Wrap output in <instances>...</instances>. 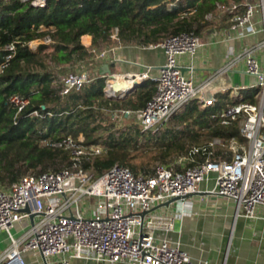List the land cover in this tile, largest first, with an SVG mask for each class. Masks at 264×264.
Masks as SVG:
<instances>
[{"label": "built area", "instance_id": "built-area-1", "mask_svg": "<svg viewBox=\"0 0 264 264\" xmlns=\"http://www.w3.org/2000/svg\"><path fill=\"white\" fill-rule=\"evenodd\" d=\"M20 1L26 8H45L50 0ZM181 1L170 0L169 9ZM217 10L230 15V31L237 39L264 34V0L232 1L227 7L218 4ZM214 19L213 13L205 16L208 23ZM45 39L52 43L49 37ZM110 39L117 47L121 45L117 28L111 31ZM82 45L95 56L97 74L75 71L59 77L62 97L81 92L98 74L106 79L107 100H115L147 80L153 81L156 92L145 108L110 110L116 119L133 118L143 132H156L191 101H196L200 110L216 105L214 97L206 96L207 85H197L193 76L196 57L205 46L194 32L168 35L156 43L142 45L143 50H162L165 63L157 70L144 66L145 71L138 74H104L102 64L111 60L116 47L99 51L92 43L82 41ZM6 50L10 54L0 65V73L15 55L16 47L11 44ZM244 60L247 74L258 80V102L233 104L216 118L224 126L238 122L245 143L237 138H216L208 145L192 147L188 157L175 164L156 166L151 175L136 176L128 167L116 164L96 176L82 166L101 156L104 147L84 145L72 137L43 139L42 146L65 151L72 166L60 172L27 174L8 185L0 183V235L5 234L9 242L0 254V264H29L24 257L27 254L39 256L35 264H75L78 260L103 264H195L179 247L156 236L157 232L173 230L175 222L174 215L159 212L175 203L183 206L187 197L200 192L201 183L209 181L214 182V188L207 194L232 200L240 216L264 220V213L260 214V209H264V71L252 53ZM117 77L132 86L116 91ZM8 103L17 109V121L30 99L14 95ZM42 110L46 107L42 106ZM45 115L52 116L49 112ZM30 116L43 115L36 110ZM197 157L203 161L193 167L183 164ZM175 199L178 200L163 207Z\"/></svg>", "mask_w": 264, "mask_h": 264}, {"label": "trees", "instance_id": "trees-1", "mask_svg": "<svg viewBox=\"0 0 264 264\" xmlns=\"http://www.w3.org/2000/svg\"><path fill=\"white\" fill-rule=\"evenodd\" d=\"M169 2L50 0L45 8H26L20 0H0V65L10 54L6 46L14 44L16 47L15 55L0 73L1 184L15 183L27 174L71 168L68 154L42 146L43 139L58 141L72 137L79 141L83 137L84 145L104 147L101 156L85 161L82 166L96 176L103 175L116 164L128 167L136 176L151 175L156 166L175 164L188 157L192 147L208 145L216 138L243 141L238 122L224 126L216 118L232 105L227 94L219 96L218 103L207 110H200L197 102L191 101L156 133L131 126L109 132L105 137L102 136L106 128L101 110L145 108L156 92L153 81L143 82L125 99L107 100L104 95L106 79L99 74L81 92L60 95L63 87L57 80L63 71H56L53 64L64 69L76 61L88 60L91 54L82 45L83 36H91L92 47L100 50L111 44L110 35L115 28L123 44L149 45L163 39L165 34L181 32L199 35L208 25L205 16L216 14L218 4L229 3L228 0H182L170 10ZM46 37L52 40L51 44L41 45L37 50L31 48L32 42ZM14 95L30 99L17 121V109L8 103ZM42 106L46 107L45 111ZM36 110L43 116L31 117ZM46 112L52 116L45 115ZM127 120L130 119L124 118ZM222 152L224 149L217 153ZM137 155L144 159L139 164L134 162ZM202 161L203 158L197 157L193 162L188 161L187 167ZM176 169L181 170V167Z\"/></svg>", "mask_w": 264, "mask_h": 264}, {"label": "crops", "instance_id": "crops-1", "mask_svg": "<svg viewBox=\"0 0 264 264\" xmlns=\"http://www.w3.org/2000/svg\"><path fill=\"white\" fill-rule=\"evenodd\" d=\"M258 18L257 15L255 22ZM229 21L228 13L217 11L215 19L201 29L199 36L205 46L195 60V82L207 85L206 96L214 97L216 104L219 96L226 94L232 105L239 102L257 104L258 80L247 74L244 57L252 53L264 71V34L237 39L230 31ZM82 41L91 44L92 37L83 36ZM116 45L111 60L102 64V67L108 66L105 74H138L145 71L144 66L157 70L165 63L162 50H143L144 44L138 43ZM236 88L239 91H235ZM241 143H245L244 139ZM213 188V181L201 183L200 192L187 197L183 206L175 203L160 210V214L174 215L175 222L173 230L157 232L156 236L179 247L195 264H264V220L238 215L232 200L206 193ZM263 213L264 209H260V214ZM29 258L26 261L31 264ZM75 264L103 263L78 260Z\"/></svg>", "mask_w": 264, "mask_h": 264}, {"label": "rangeland", "instance_id": "rangeland-1", "mask_svg": "<svg viewBox=\"0 0 264 264\" xmlns=\"http://www.w3.org/2000/svg\"><path fill=\"white\" fill-rule=\"evenodd\" d=\"M163 36L166 37L167 35L165 34ZM49 44H51V43L48 42V40H46L45 38L44 39H37L36 41H34L31 44V47L33 49L37 50L41 45H49ZM114 44H115V41H113L111 39V44L101 48L99 51H102L104 49H108L110 47H113ZM121 45H124V44L121 43ZM89 56L90 57H89L88 60L76 61L72 65L65 66L64 69L61 66H55L54 64H53V66H54V69L56 71H58V72L59 71H63V73L60 74L59 77H64V76L68 75L69 73H72V72H75V71H88V72L96 75L97 72L95 70V67H96L95 64H98V63L96 61L95 56H93V55H89ZM115 100H119V99H115ZM101 112H102V114H103V116L105 118L104 121H103V126L106 128V131H103V133H102L103 137L107 136V134L109 132H114V131H117V130H123V128H125V127L131 128V126H138V125L135 124V120L133 118H129L130 120L124 121V118L116 119V117H113L111 115L109 109H106V110L102 109ZM109 114L111 115V117L109 116ZM165 128L166 127H164L161 130V132H163L165 130ZM154 133H156V132H154ZM79 141L82 143L84 141V138L80 137ZM136 158L137 159L134 160V162L136 164H139L142 160H144L143 158H140V155H137ZM183 164L185 166H187L188 162L184 161ZM8 244H9V242H7V236L5 234L4 235H0V254L5 250V248L8 246ZM24 257H25L26 260H28V257H30L29 260H31V262H30L31 264H35V262L39 259V258H37L39 256H35L33 254L25 255ZM36 264H38V263H36Z\"/></svg>", "mask_w": 264, "mask_h": 264}, {"label": "water", "instance_id": "water-1", "mask_svg": "<svg viewBox=\"0 0 264 264\" xmlns=\"http://www.w3.org/2000/svg\"><path fill=\"white\" fill-rule=\"evenodd\" d=\"M109 70H108V66L107 65H104L103 67H102V72L105 74V73H107ZM138 86V85H137ZM136 86V87H137ZM123 87H126V86H123ZM122 87L119 85V84H115V86H114V89L116 90V91H119L120 89H121ZM132 91H131V89H128V90H126L125 92H123L122 94H120L119 96H116V99H119V100H122V99H125V98H127L128 96H129V94L131 93ZM178 199H175V200H172L171 202H168V203H166V204H164L163 205V207H168L171 203H173V202H175V201H177ZM158 209V208H157Z\"/></svg>", "mask_w": 264, "mask_h": 264}, {"label": "bare ground", "instance_id": "bare-ground-1", "mask_svg": "<svg viewBox=\"0 0 264 264\" xmlns=\"http://www.w3.org/2000/svg\"><path fill=\"white\" fill-rule=\"evenodd\" d=\"M118 79H119V81H118V84L121 86V87H123V86H128V87H130V86H132V84L133 83H131V82H126V81H124L121 77H117ZM126 88V87H125ZM127 89V88H126Z\"/></svg>", "mask_w": 264, "mask_h": 264}]
</instances>
